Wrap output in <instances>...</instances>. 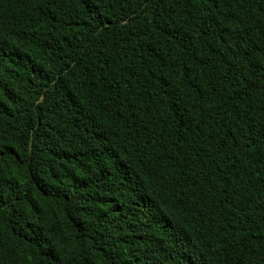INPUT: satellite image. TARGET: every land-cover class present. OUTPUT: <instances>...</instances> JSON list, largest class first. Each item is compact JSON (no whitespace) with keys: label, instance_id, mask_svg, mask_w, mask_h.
<instances>
[{"label":"trees","instance_id":"trees-1","mask_svg":"<svg viewBox=\"0 0 264 264\" xmlns=\"http://www.w3.org/2000/svg\"><path fill=\"white\" fill-rule=\"evenodd\" d=\"M0 264H264V0H0Z\"/></svg>","mask_w":264,"mask_h":264}]
</instances>
